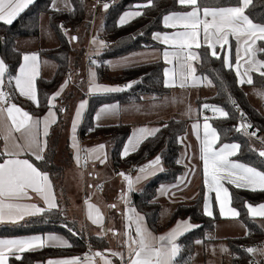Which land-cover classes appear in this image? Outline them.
<instances>
[{
	"label": "trees",
	"instance_id": "1",
	"mask_svg": "<svg viewBox=\"0 0 264 264\" xmlns=\"http://www.w3.org/2000/svg\"><path fill=\"white\" fill-rule=\"evenodd\" d=\"M146 2L147 0H114L113 3L109 4V8L104 9L102 32L100 31L102 34L98 32L95 34L106 37L109 46L96 55L97 79L100 83L109 82L123 85H128L130 82L134 83L131 88L124 87V91L90 96L89 107L78 133L85 143L89 139L96 138H104L111 142L113 145L112 164L115 169L123 168L122 170H124L132 167L134 170V167L138 168L151 157L161 156L165 166L164 170L150 178L141 190L133 191L131 203L146 218L149 227L156 232L164 230L165 227L181 217L190 218L199 225L178 239L181 252L176 260L181 264H190L196 250V241L206 240L207 232L214 229L220 218L217 204H214V216L205 215L203 210L205 190L201 184L192 202L179 204L173 211L167 226L163 227L160 225L162 204L154 200L160 186L175 184L185 171V165L180 162L179 157L182 150V143L180 142L182 135L187 131L189 120L170 117L162 122L160 131L155 136L148 137L135 151L122 158L124 144H126L132 131L131 125L127 123L95 125L92 118L95 110L103 104L141 102L148 97L159 100L172 92L171 87H166L164 84L166 65L162 60L127 66L116 74L112 72L107 62L146 47L159 46L160 43L154 39V34L167 29L163 23V16L171 12H186L191 9L190 6L180 5L178 0H153V6L137 9V5L146 4ZM70 3V9L66 10L54 7L53 0H35L12 24L0 22V55L5 63L10 65V72L7 73L9 76H16L22 63L23 51L18 48L17 41L20 38H37L40 35L43 13L48 14L49 25L59 40L58 46L40 50L41 54H45L57 62V69L53 77L49 79L43 76L37 78L39 106L32 103L31 100L18 99V102H21L29 113L38 117L47 111L49 98L58 90L71 71V55L76 53L72 41L79 40L76 31L85 26L90 32V22L86 19L90 15L91 1L70 0ZM201 3L227 7L237 6L238 0H201ZM131 9L140 10L143 15L135 17L129 23L121 26L119 18ZM246 14L255 23H264V0H253V4L246 9ZM60 25H63V28ZM66 30L70 31L71 34H68ZM72 37L78 39L72 40ZM259 47H264V41H259ZM84 49H81L77 54L79 59L84 54ZM198 53H200V59L197 64V73L208 77L215 86V95L201 98L200 113L205 110L203 104L222 107L227 111L229 113L227 118L221 116L208 117L219 133V143L238 142L240 151L235 158L264 171V158L259 156L258 144L242 131L235 130V125L238 122L237 109L240 108L253 119L254 125L260 132L264 133V113L250 102L246 91L247 86L264 91V77H261L259 73L252 72L254 83L252 85L240 84L234 69L225 64L223 53L213 57L210 54L211 49L204 44L198 48ZM256 59L264 60V53L257 52ZM75 63L77 65L79 60ZM64 97H67V94L58 98L60 101L56 108L59 117L47 135L43 152L44 159L36 160L29 155L36 167L42 172H47L51 177L54 190L58 196V207L25 218L18 223L0 224V237L60 232L69 238L71 246L64 248L47 246L40 250L25 252L21 254L22 259L20 260L13 256L10 264H35L38 261L46 263L50 258L81 256L88 251V243L93 250H105L110 246L107 237L84 231L85 228L80 226L78 219L68 216V194L64 188L65 166L57 162L60 158L59 149L64 143L63 140H70L69 107L61 105ZM71 154L72 152H69V158ZM5 157L0 155V161ZM63 159L66 160L65 157ZM230 191L232 205L238 209L239 218L247 227L248 232L252 233V236L249 237L246 234L235 238H226L232 255L230 264H245L252 258L253 254L247 253L243 246L249 243L254 244L264 237V230L257 220L250 216L246 204L263 202L264 190L237 188L232 184Z\"/></svg>",
	"mask_w": 264,
	"mask_h": 264
},
{
	"label": "snow or ice",
	"instance_id": "2",
	"mask_svg": "<svg viewBox=\"0 0 264 264\" xmlns=\"http://www.w3.org/2000/svg\"><path fill=\"white\" fill-rule=\"evenodd\" d=\"M33 2L34 0H0V21L12 24ZM178 3L182 6H190L191 11L171 12L163 16V23L166 27L183 29L182 31L165 34L161 41L173 49L172 51L165 50L163 52V59L169 64L175 61L177 66L175 69H164V84L166 87L176 86V81L179 80V86L183 88L187 86L189 78L192 80L196 79V69L193 66V62L200 59V53L196 52L194 47L195 49L202 47L200 43L201 28L203 39L207 43L208 48L211 49L210 54L213 57H217L215 50L217 45L223 48L229 44V36H234L238 45L241 41L243 42L244 57L240 56L238 48L235 63L236 74L240 78V84L246 83L252 85L254 83L252 75H250L252 72L259 73L261 77H264V60L256 59L257 52L264 53V47L257 46V41H264V23H255L246 14V9L253 4V0H238L237 6L227 7L205 5L201 3V0H178ZM53 6L55 7V0H53ZM151 6H153V0H147L146 4L137 5L136 7L140 9ZM103 7L107 9L109 8V4L105 3ZM56 10L58 11L59 9L57 8ZM141 15H143V12L140 10L126 12L121 16L119 24L121 26L125 25L129 23L130 18ZM60 27L63 28V25H60ZM154 38L161 39V34L155 33ZM76 39L78 38L72 37V40ZM93 43L96 44L97 41L94 39ZM98 44L100 47H103L105 42L99 41ZM38 59L37 53L24 54V62L19 67V74L10 76L7 80L9 86L14 81V87L19 91L20 95L27 97L36 103L37 106H39V101L35 80L38 75ZM242 59L244 60V71L241 73ZM224 62L229 67L232 66L228 57H225ZM7 73L8 65L3 59H0V133L3 134L6 142L5 149L3 152H0V155L9 157L0 162V222H16L22 220L27 215L43 213L58 206L55 201L49 174L40 171L28 159L17 157L23 151H31L35 155L36 160L44 159L42 153L45 147L38 139L39 128L43 125L44 135L47 136L48 128L56 122L55 114L51 110L55 107L53 101L61 95V91L68 81H65V85L61 86L60 91H57L49 98V114L41 121L19 107L16 103L11 102L12 93L4 91ZM133 83L130 82L125 87L131 88ZM208 83L211 84V80ZM124 90L125 88L118 86L109 87L97 84L95 72L90 71V93H110ZM86 103L84 101L79 104L76 111V120L80 118ZM203 107L208 109L210 106L204 104ZM117 108L118 106L116 105H106L101 108L97 118L99 119L101 114L116 111ZM212 110L220 113L221 117L227 118L229 116V113L222 107L212 106ZM241 115L243 116V113ZM207 119L205 117L203 125L204 140L201 148L205 184L210 190H215L220 214L222 216L230 214L232 218H238L240 213L235 207H231L230 193L222 182L227 181L230 184H234L237 188L258 185L261 190H264V171H259L255 167L229 159V157L236 154L240 148L239 144H225L219 151L214 150L213 144L219 139V133L216 128L207 122ZM75 128L76 121L74 120L73 132H75ZM198 128L199 123L193 125L194 130ZM250 128H252L250 123L242 122L235 127V130L238 132L243 131L246 135L256 136L255 131L248 132ZM159 131V128H140L136 130L124 146L122 158L129 155L130 149L131 151H135L145 139L155 136ZM13 133H19L24 143L17 142V138L13 136ZM10 138L12 139L11 148L7 144ZM73 147L77 149L74 158L77 164L80 165L79 146L74 143ZM104 148L105 145L100 144L96 148L86 150L87 155L84 157L85 166L88 159H96L104 163L106 160V153L103 152ZM259 156L264 158V150L259 151ZM160 164L161 156L157 155L152 161L139 169L140 175H137L135 180L130 175L120 172L119 175L127 181L128 192L134 190L135 183L154 175L158 171H163L164 169L160 167ZM29 190L39 194L47 205V208L39 207L36 204L15 202L25 197L31 199ZM252 190H255V188L253 187ZM111 207H115V205H111ZM246 207L251 216L264 217V204L253 206L247 203ZM88 209V218L93 223H100L103 217L99 209L92 204L88 205ZM93 210L95 211V216H93ZM204 213L209 217L213 216L207 199L205 201ZM142 221L143 217H139L137 214L135 237L126 232L127 239H125L124 245L129 251L127 264H175L176 258L181 252V247L177 243L178 237L186 231L199 227V225L190 224L189 221H182L178 222L176 228H173L167 234L156 237L143 226ZM181 224L184 225L183 231L180 230ZM47 240L57 241L58 244L55 246H71L67 241L58 236H48ZM196 243H202V241H196ZM44 246L45 241L40 236L0 239V264H8L10 256H14L15 259L20 260L22 259L20 254ZM222 251H227V249H222ZM245 251L253 255L260 254L264 256V249L262 248L248 247ZM112 255L120 256L123 259V253L113 252ZM93 256L100 257L103 260V264H112L111 260L104 253L96 252ZM86 259L89 260V264H92L91 258L86 257ZM80 260V257L49 259L47 264H80Z\"/></svg>",
	"mask_w": 264,
	"mask_h": 264
},
{
	"label": "crops",
	"instance_id": "3",
	"mask_svg": "<svg viewBox=\"0 0 264 264\" xmlns=\"http://www.w3.org/2000/svg\"><path fill=\"white\" fill-rule=\"evenodd\" d=\"M102 9H104V7ZM133 10H136V9H133ZM189 11H191V9ZM132 19L133 18H130V20H132ZM0 22H3V21H0ZM3 23H6V22H3ZM166 28L167 29L164 31L157 32V33L161 34V39L154 38L158 43H160L159 46L156 45V47H146V48H143L141 50L136 51V53L141 52V53H143L144 58H148V59H146L148 61H144L143 63L162 60L165 63L166 68L175 69L177 67L175 61H173L172 64H169L163 59V52L165 50L172 51L173 49L169 45H166V44L162 43L161 41H162V38L165 34H171L175 31H182L183 29L182 28H170V27H166ZM40 35H41V33H40ZM24 40L25 41H34V38H20L17 41V46L19 45V43H22V41H24ZM200 43H201V45H203V44L207 45V43H205V41L203 39L202 28H201ZM58 44H59V40H58V43H55L52 47L34 48V46H33L32 51H33V53H34V51L37 53H40L41 49L53 48V47L58 46ZM96 45H97V48H101L98 44V41H97ZM257 46L259 47V41H257ZM232 47H233V51H232ZM243 47H244V45H243L242 41L238 45L236 38L234 36H229V44L224 46L223 48H221L219 45H217L215 50L217 52V55L223 53L225 57H228L230 59L231 65H232L231 67L236 72L235 63H236V59H237V50L239 48L240 56L244 57ZM194 50L196 52H198V49H195V47H194ZM133 53H135V52H133ZM147 56H149V57H147ZM0 59H3L1 57V55H0ZM83 61H85L84 56L82 57V59L79 61V63L77 65L79 68H82L86 73L84 72V74L80 78L79 77L80 75L77 73V67H76L77 65H75L74 68L71 69V71L69 72V74L65 80V81H68V83L65 87H63V90L61 91V93L66 92V88L68 86L70 88L79 87L78 85H79L80 81L83 80L84 86L86 85L88 88V91H87L88 102H87V104L89 107L90 96L96 95V94H92L89 92V80L90 79L87 78V75H89L88 70H89L90 64L85 65L86 62L83 63ZM198 62H199V60L193 62V66L196 69V72H195L196 79L192 80L191 78H189L187 86L181 88L179 86V80H177L176 86L171 87L172 92L169 95H167V96H165L159 100L155 99V98L148 97L145 99V101H141V102H132V103H123V104L117 103V104H119V106L116 110L117 116L113 119V121H108L110 123H103V124H98L94 121L95 125H103V126L107 125V124H117V123L130 124L131 129H132L131 134L129 136V138H130L133 135V133L136 132V130H138L140 128H148V129L159 128L160 129L162 122L169 119L170 117H173V116L176 118H179V119L189 120L187 131L185 134L182 135L181 142H180V143H182V150H181V154L179 157H180V162L185 165V171L180 176L179 180L175 184H164V185H162L163 190H162V186H160L158 189L157 195H156V199H154L157 202L162 204V213H161V217H160V225L163 227L167 226L173 211L175 210V208L179 204L192 202V200L195 198V196L197 194V190L201 184L204 186V190H205L203 210H204V206H205V201L207 199L209 207L213 212V216L215 214V207H214L215 203L217 204L218 212L220 213L219 204L216 201L215 190L214 189L210 190L209 187L206 186V184H205L204 162L201 159V148H202V143L204 140L203 125L205 122V117H207L209 114H211V112H210V109H208V110L205 109L202 111H205L206 114L202 115L201 114L202 111L200 113V109H199L201 98L215 95V86L213 85L212 82H211V84L208 83V81L210 80L208 77L199 75L197 73ZM91 64H93V63H91ZM139 64H142V63H139ZM134 65H137V64H134ZM241 65L242 66L240 67V72L242 73L244 71V60L243 59L241 60ZM109 66H110V64H109ZM130 66H132V65H130ZM110 68H111L112 72L115 74L122 69V68L120 69V68H116V67H112V66H110ZM18 74H19V69H18L16 75H18ZM250 75H251V73H250ZM78 79H80V80L78 81ZM238 79H240V78L238 77ZM65 81H64V83H62V85H65ZM96 81L100 85H105V86H109V87H117L118 86V87L124 88L126 86L123 84H116V85L109 84L108 85V84H105L106 82L100 83L97 79V70H96ZM61 86L58 88L57 91L61 90ZM15 91H16V89H15ZM17 93H18L17 98L19 100L20 99H28L27 97L20 95L19 91ZM97 94H104V93H97ZM59 97H57L53 101V103L55 104V107L51 109L52 112L55 114L56 121L58 120V117H59L58 110L56 108V106L58 105L57 99ZM84 101H86V99L81 100L77 105L79 106V104L81 102H84ZM31 102L34 103L33 101H31ZM12 103H15V102L13 101ZM114 103H116V102H114ZM109 104H112V103H109ZM194 104H196L198 106V112L199 113H194V111H195L194 110L193 113H191L192 114L191 118H188V116L186 117V115L184 114V111L189 106L191 108H194ZM17 105L19 106V104H17ZM21 107H23V105ZM88 107H87V109H88ZM262 107L264 108V104L261 105V109H259L258 107L257 108L262 113H264V109L262 110ZM85 108H86V105H85ZM23 109L25 111H27V109L25 107H23ZM77 109H78V107L76 108V110ZM83 110H82V112H83ZM86 111H85V113H86ZM85 113H83L82 118L80 117L78 120H76V114H75V119H74L76 121L75 132H73V126H72V128H69L70 144L72 145V147H73L74 143L77 144L79 146V150H80L81 163H80V165L76 164V167H79L83 171L85 170V174H84L85 178H84L83 184L82 183L80 184V187H82L80 189H83L82 190L83 195H82V201L80 202L81 205H80L79 212L72 214L71 210L73 211V209L70 210L71 207H69V206L67 208V212H68L69 217H72V218L75 217L76 219L79 220L80 226L85 228L84 231L89 232V233H93L95 235L107 237L109 242H110L109 243L110 246H108V248L105 250H98V249H96V250L90 249L89 250L88 249V251L81 256L80 255L67 256V257L64 256V257H55L53 259H64V258H72V257L82 258V257H84L80 260V264H89V260L86 259V257H89V258H91L92 264H103V260L100 257H94L93 256L94 253L101 252V253H104V255L108 259L111 260L112 264H127V261L129 259V251H128V248L125 247L124 241H125V239H127L126 232L128 234H130L132 237H135V227H136V221H137V214L139 215V217H143V221H142L143 226L156 237H159L161 235H165L169 231H171L173 228H176L178 222L189 221V223L192 225H198L194 220H192L190 218L181 217V218L176 219L171 225L165 227V229L162 231L156 232L152 228H150L146 218L142 214H140L136 210V208L132 205L131 194L133 191L141 190L150 178H152L154 175H156L162 171H158L154 175L149 176L146 179H142L138 183H135L134 184V190L131 192H128L127 181L124 179V177L120 176L119 173L124 172L125 174L130 175L133 178V180H135V177L137 175H140L139 169L142 166L148 164L150 161H152L157 155L154 157H151L150 159L145 161L138 168L134 167V170H132L131 172H125L124 170H122L123 168L115 169L113 167V164H112L111 152H112V146L113 145L111 142H109L108 140H106L104 138H96L93 140L89 139V141H87L85 143V141L81 138L80 133H78L80 126L84 120ZM48 114H49V108L47 109V111L42 116H40L38 118L41 121H43V119L46 116H48ZM32 116L34 117V115H32ZM207 122L212 127H214L209 119H207ZM197 123H199V128L194 130L193 125L197 124ZM53 124H51L50 127L48 128V133H49L50 128ZM13 136H15L17 138V142L24 143V140L22 138H20L19 133H13ZM129 138H128V140H129ZM38 139L42 142V144L45 147L47 136L44 135L43 125H41V127L39 128ZM128 140H127L126 144L128 143ZM218 140L215 141V143L213 144V149L216 151H219V149L221 147H223V145H225V144H228V145H231L233 143L239 144L238 142H227V143L222 144V143H219ZM253 141L256 142L255 140H253ZM5 143L6 142L3 138V134L0 133V152L4 151ZM256 143L259 146L258 148H263L262 146L259 145L258 142H256ZM7 144L9 146V148H11V144H12L11 138L7 141ZM100 144L105 145V148L103 149V152L106 153L105 162L101 163L99 160H96V159H88L86 166H85L84 157L87 155L86 150H91L93 148H96V146H98ZM126 144H124V145H126ZM73 150H74L73 156L75 157L77 149L73 147ZM239 151H240V148L237 150L236 154L234 156L229 157V159L234 161V162H237V163L245 164V162L240 161V160L235 158V156L239 153ZM130 153H132V152H130ZM29 155H31L32 157L35 158V155H33V153L31 151H23L17 158L28 159L36 167V165L32 161V158ZM42 155H43V153H42ZM7 158H9V157L6 156L4 159H7ZM3 160H1L0 162H3ZM74 160H75V158H74ZM75 162H76V160H75ZM247 165L252 166L250 164H247ZM160 167H162L163 169L165 168L162 158H161ZM252 167H255V166H252ZM255 168L258 169V167H255ZM86 169H88V170L91 169V170L88 173V171ZM258 170L262 171L260 169H258ZM66 171H65V176H64V188L67 191V194L69 196L70 191H71V184H70V181L67 179V176H69L70 171H69V173H67ZM89 175L90 176L92 175L91 179H88ZM49 179H50L51 184H52V189L54 192L55 201H56V203H58V196L56 194V190H54L55 189L54 183H53L50 176H49ZM222 183L224 184V187L228 188V191H229L230 196H231L230 185H232V184L228 183L227 181H223ZM233 186H235V185L233 184ZM253 187L255 188V190H261L258 185L250 186V187H242V188L252 190ZM29 196L31 197V199H28L27 197H25V198L20 199L19 201H15V202L22 203V204H36L39 207L47 208V205L45 204L44 200L42 199V197L39 194L29 190ZM89 204L95 205L96 208L99 209L100 214L103 217V219L100 223H93L92 220H90L88 218V211H89L88 205ZM250 204H252V203H250ZM260 204H264V201L257 203V204H252V205L257 206ZM111 205H115V207H111ZM231 207H234L232 205V200H231ZM226 212H227V208H226ZM38 214H40V213H37L35 215H38ZM35 215H27L22 220H24L25 218H29L31 216H35ZM93 216H95L94 210H93ZM250 216H251V214H250ZM254 218L257 220L259 225L264 230V217L256 216ZM22 220H18L16 222L5 221V222H0V224H7V223L13 224V223L21 222ZM183 228H184V225L181 224L180 230L183 231ZM193 229H195V228H193ZM193 229H191V230H193ZM191 230H189V231H191ZM189 231L184 232V234L189 232ZM73 233L76 234L75 231H73ZM248 233L249 232L247 230V227L245 226V224L243 223V221L239 217L238 218H232L230 216V214L226 215V216H222L220 214V218L218 219L214 229L207 232V234H206L207 239L206 240H198V241H202V243H196V250H195V253L193 255V259H192L190 264H229V260L231 258V251L227 245L226 238H229V237L235 238L237 236H244ZM31 236L42 237V239L45 241L44 247H47V246L63 247V248L66 247V246H55L58 244V242L47 240L48 236L61 237V238H63V240L67 241L69 245L71 244L69 238L65 234L60 233V232H47L44 234H30V235L15 236V237H0V239H18V238H25V237H31ZM181 236H179L178 239ZM178 239H177V243L179 244ZM44 247H42V248H44ZM67 247H69V246H67ZM42 248H36L34 250H31V251L40 250ZM222 249H227V251H222ZM262 249H264V248H262ZM28 252H30V251H28ZM113 252L123 253V259H121L120 256H113L112 255ZM12 257L13 256L9 257L8 264H10ZM50 259H52V258H50ZM35 264H47V262L43 263L41 261H38ZM175 264H181V263H179L176 260Z\"/></svg>",
	"mask_w": 264,
	"mask_h": 264
},
{
	"label": "rangeland",
	"instance_id": "4",
	"mask_svg": "<svg viewBox=\"0 0 264 264\" xmlns=\"http://www.w3.org/2000/svg\"><path fill=\"white\" fill-rule=\"evenodd\" d=\"M55 6L58 7V8H62V9H70L71 7V3H70V0H55ZM102 9V8H101ZM100 9V10H101ZM105 9V8H104ZM104 9L102 10L101 13H99V16L97 17V21H96V33H101L102 30V25H103V11ZM130 11H136V10H128L127 12H130ZM83 26V25H82ZM101 31V32H100ZM66 32L68 34H71L70 31L66 30ZM90 32L86 29L85 26L79 28L77 31H76V34L79 35V40L78 41H72L75 48H76V53H72L71 55V69L74 68L75 66V62L77 60L80 61V59L85 55V53L80 56V59L78 58V53L79 51H81V49L85 48V46L88 44L89 42V38H90ZM102 34V33H101ZM55 43H58V38L57 36L55 35V33L53 32V30L51 29L50 25H49V16L48 14L46 13H43L42 16H41V35L37 38H34V41H22V43H19L18 45V48L20 49V51H23V55L24 54H31L33 53L32 51V47L34 46V48H42V47H52ZM85 51V49H84ZM101 52V48H97L95 50H93V53L95 54H99ZM34 53H37L34 51ZM38 54V75L36 77V80H35V84L37 83V78L39 76H43L44 78H50V77H53V75L55 74L56 72V69H57V62L52 59V58H49L47 57L45 54H40V53H37ZM23 55H22V63L24 62L23 61ZM149 57V56H147ZM148 58H144V55L143 53L141 52H135V53H131L129 55H126V56H123V57H118V58H115L112 59V60H109L108 61V64H110V66L112 67H116V68H123V67H126V66H130V65H134V64H139V63H143L144 61H148L146 60ZM95 63L93 64H90L89 66V70H88V73L89 75H87V78L90 79V71L91 72H95L96 74V62L97 61H94ZM21 63V64H22ZM83 63H85V61H83ZM20 64V65H21ZM86 65V63H85ZM77 67V73L80 75L79 77L81 78L82 75L84 74V70L82 68H79L78 65L76 66ZM86 73V72H85ZM8 77H10L9 75L6 74V77H5V87H4V90L7 88V89H10L13 94L15 95V100L14 102L16 104H19V107H21V102H18V90L15 91V88H14V84L15 82L13 81L12 82V85L9 86L7 84V80H8ZM80 79H78L79 81ZM64 83V82H63ZM96 83L98 84V82L96 81ZM105 84H112V83H109V82H106ZM116 85V84H114ZM127 88V87H126ZM36 89H37V84H36ZM66 92H63L61 93V96L60 97H63L67 94V97H64V99L62 100V104L63 106H68L69 107V127L72 128L73 126V122H74V119H75V114H76V108L78 107V103L83 100V99H86V102H88V97H87V91H88V88L87 86L85 85L84 86V83H83V80L80 81L79 83V87H73V88H70L69 86L66 88ZM246 91L248 93V98L249 100L251 101V103H253V105H255L256 107H258L259 109H261V105L264 104V91L260 90V89H257L255 87H249L247 86L246 87ZM83 94H85V96H83ZM30 100V99H29ZM59 99H57V102L59 103ZM106 105H116V106H119V104L117 103H112V104H103L102 106L100 105L94 112V116L92 117L93 120L98 123V124H103V123H110L108 121H113V119L117 116V112L116 111H113L111 113H107V114H101L99 116V119L97 118V115L98 113H100V110L101 108H103L104 106ZM211 108V114H209L207 117H210V116H220V113L218 112H214L212 110V106L211 104H208ZM87 107H88V104L86 103V108H84L82 114H81V118L83 116V113H85V111L87 110ZM215 107H218V106H215ZM23 108V107H21ZM204 108V107H203ZM264 108L262 107V110ZM195 110V111H194ZM199 113L198 112V106L196 104H194V108H191L190 106L184 111V114L186 115V117L188 116V118H191L192 114L191 113ZM35 118H38V116L34 115ZM66 137V136H65ZM64 143L61 145L59 151H60V158L59 160L57 161L58 164L60 165H64L65 166V171L67 173H69V176H67V179L70 181V184H71V191H70V194L68 196V201H69V207L70 210L73 209V211L71 210V213H78L79 212V209H80V205H81V201H82V195H83V189H80L82 187H80V184L82 183L83 184V181H84V178H85V170L83 171L82 169H80L79 167H76V162L74 160V150H73V147L72 145L69 143L70 140L66 141L65 139L63 140ZM67 145V147H66ZM259 151L260 150H264L263 148H258ZM69 152L71 154V157L69 158ZM130 152H133L129 151ZM63 157H65L66 160L63 159ZM67 161V164H65ZM89 173V171L91 170H88L86 169ZM92 178V175L88 176V179H91ZM122 178V177H121ZM232 256V255H231ZM231 260V258H230ZM230 260H229V264H230Z\"/></svg>",
	"mask_w": 264,
	"mask_h": 264
},
{
	"label": "built area",
	"instance_id": "5",
	"mask_svg": "<svg viewBox=\"0 0 264 264\" xmlns=\"http://www.w3.org/2000/svg\"><path fill=\"white\" fill-rule=\"evenodd\" d=\"M91 1V10H90V15L88 16V18L86 20H88V22H90V38H89V42L88 44L85 46V62L87 65L91 64L92 61H95L97 59V56L95 53H93V50H95L97 48V45L93 43L94 39L96 41H104L105 45L103 47H101V49H104L106 47L109 46V42L106 39V37L103 36H96V21L98 20L97 17L99 16V12L102 10L101 8H103V5L105 3H113L114 0H90ZM101 9V10H100ZM8 65V73L10 72V65ZM122 86V85H121ZM4 91L6 92H11L12 93V99L11 102H13L15 100V95L13 94V92L10 89H5ZM241 113H243V116L241 115ZM202 115H205L206 112L202 111L201 113ZM237 116H238V122L235 125L238 126L240 125L242 122H247L250 123L252 125V128L248 129V132L251 133L253 131L256 132V136H249L252 140H255L256 142L259 143L260 146H262L264 148V133L260 132V130L254 125V121L253 119L247 115L245 112H243L242 109L238 108L237 109ZM93 130V129H92ZM243 132V131H242ZM244 133V132H243ZM133 170L132 167L129 168H125L124 171L125 172H131ZM252 236V233H248V237ZM89 244V243H88ZM87 244L88 249L90 250L91 247L90 245ZM245 249L248 247H255V248H264V237L257 241L254 244H247L245 246H243ZM84 258V257H82ZM81 258V259H82ZM245 264H264V256L260 255V254H256L253 255L252 258Z\"/></svg>",
	"mask_w": 264,
	"mask_h": 264
}]
</instances>
